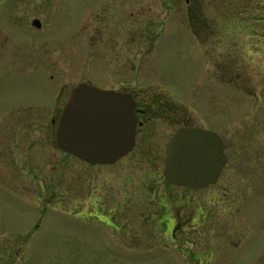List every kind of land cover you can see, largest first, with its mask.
Instances as JSON below:
<instances>
[{
    "label": "rangeland",
    "instance_id": "obj_1",
    "mask_svg": "<svg viewBox=\"0 0 264 264\" xmlns=\"http://www.w3.org/2000/svg\"><path fill=\"white\" fill-rule=\"evenodd\" d=\"M42 1L29 12L44 20L45 31L26 30L25 36L31 47L40 39L49 44L29 58L41 65L29 62L26 71H14L13 96L52 105L59 87L68 94L90 81L100 88L170 91L198 104L216 101L221 122H229L245 100L241 91L264 108V14L258 0ZM246 2L252 4L244 11ZM55 42L59 47L50 48ZM190 112L200 122L196 110ZM29 117L48 122L51 115ZM47 141L27 152L32 157L0 167V264H195L169 239L156 237L160 224H143L142 238L132 242L109 220L115 211L105 202H89V192H105L110 203L121 190L130 197L138 191L140 204L148 203L150 188L159 186L153 172L164 170V163L148 157L157 147H141L145 157L92 165ZM21 172L29 178H20ZM231 246L239 250L227 248L208 264L253 259L248 242Z\"/></svg>",
    "mask_w": 264,
    "mask_h": 264
},
{
    "label": "flooded vegetation",
    "instance_id": "obj_2",
    "mask_svg": "<svg viewBox=\"0 0 264 264\" xmlns=\"http://www.w3.org/2000/svg\"><path fill=\"white\" fill-rule=\"evenodd\" d=\"M42 5V0H0L1 168H12V163L19 157H32L26 154L35 148L37 142L46 143L48 140L49 146L62 150L57 144V128L74 87L68 94L67 87H59L52 105L38 100L31 102L12 93L14 71H26L29 62L41 65V60L30 61L29 58L31 54L40 56L49 44L41 43L40 39L31 47L25 36L26 30L33 32L32 35L45 31L44 20L39 16L31 17L29 12L30 8L39 9ZM35 21L41 23L40 27L34 25ZM35 40L32 37V41ZM51 47L57 49L59 46L55 42ZM216 67L220 70V62ZM101 89L131 94L135 103V145L120 160L148 156L141 155V147H157L156 152L148 157L155 163H164V170L153 172L152 179L159 186L150 188L149 202L145 205L138 201L137 190L131 197L120 190L110 203L105 192H89L92 196H89V202L96 205L105 202L115 211L108 214L109 220L117 221L127 232L124 236L132 237V242L143 236L138 229L152 221L160 224L162 233L156 237L173 242L187 261L208 264L218 255L223 256L227 248L239 250L231 246L234 240H239L249 243L248 250L253 259L248 264H264V108H260L258 102L254 103V96L241 91L245 100L231 114L229 122H221L216 101L198 104L193 99L190 101L188 97L180 98L163 90ZM253 94L258 95L257 92ZM191 109L196 110L200 122L194 121ZM29 113L49 114L51 117L48 122H45L46 118L43 122L42 118L41 122H30ZM185 128L210 131L223 142L224 165L220 164L218 170L214 163L217 178L201 189L173 185L165 175L168 145L174 135ZM18 174L22 179L29 178L28 173Z\"/></svg>",
    "mask_w": 264,
    "mask_h": 264
},
{
    "label": "water",
    "instance_id": "obj_3",
    "mask_svg": "<svg viewBox=\"0 0 264 264\" xmlns=\"http://www.w3.org/2000/svg\"><path fill=\"white\" fill-rule=\"evenodd\" d=\"M34 25L40 27L41 23L35 21ZM134 108L131 94L80 83L72 89L60 116L57 144L89 164L114 165L135 145ZM224 162L219 136L185 128L168 145L165 175L173 185L201 189L216 180Z\"/></svg>",
    "mask_w": 264,
    "mask_h": 264
},
{
    "label": "trees",
    "instance_id": "obj_4",
    "mask_svg": "<svg viewBox=\"0 0 264 264\" xmlns=\"http://www.w3.org/2000/svg\"><path fill=\"white\" fill-rule=\"evenodd\" d=\"M250 1V0H249ZM253 1H256V0H253ZM249 3H251V2H246V4L243 6L244 8V11L245 10H248L249 8H248V6L247 5H249ZM252 4V3H251ZM256 5H259V11H263V14H264V0H262V1H260V0H258L257 1V3H256ZM255 11H257L256 9H252V5H251V9H250V13H253V12H255ZM198 12H200V10H196L195 9V14H196V16L198 15L197 13ZM254 14V16H257V14L256 13H253ZM252 14V15H253ZM241 15H244V13H243V11L241 12ZM192 17H194V16H191V18ZM263 17H264V15H263ZM193 22V21H192Z\"/></svg>",
    "mask_w": 264,
    "mask_h": 264
}]
</instances>
